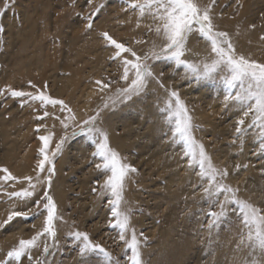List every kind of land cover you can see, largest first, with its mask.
Masks as SVG:
<instances>
[{
  "label": "rangeland",
  "instance_id": "374dc122",
  "mask_svg": "<svg viewBox=\"0 0 264 264\" xmlns=\"http://www.w3.org/2000/svg\"><path fill=\"white\" fill-rule=\"evenodd\" d=\"M135 2L8 0L5 7L0 0V168L18 178L0 181V264H103L98 254L81 255L76 232L87 233L90 242L106 249L114 262L128 264L130 252L119 230L111 227L109 194L101 187L106 173L96 167L100 160L93 156V140L79 134L90 117L107 134L111 149L116 150L110 135L120 141L116 152L137 169L126 181L122 208L130 217L126 236L135 230L143 264H243L248 249L240 240L247 229L239 208L226 205L225 216L210 227L209 212L220 211L225 195H205L208 181L201 180L198 166H189L183 145L172 139L166 123L169 113L160 109L169 93L177 92L191 117L195 141L204 146L215 169L227 170L222 183L238 190L239 200L264 212V147L257 129L248 127L253 116L244 117L233 100L225 99L237 89L225 88L223 71L213 79L197 80L183 65L152 59L163 41L155 34L152 15L146 11L141 16L130 6ZM197 2L201 8L210 6L214 30L228 34L238 56L264 64V0ZM102 33L139 56L150 57L146 63L153 76L128 100L117 93L130 83L121 79L122 59H112L116 50ZM198 52L206 54L195 60L192 56ZM213 58L210 43L196 32L189 34L181 59L202 66ZM9 89L34 95L39 89L67 107L61 111L60 105L13 97ZM240 119L245 121L240 126L244 131L238 135ZM50 134L46 154L52 164L40 173L41 183L32 197L10 199L5 193L29 187L24 177H33L35 183L43 158L39 137ZM62 138L61 150L53 155ZM49 167H54L50 186ZM45 189L56 205L54 236L40 237L19 259L9 258L7 253L19 240L42 231ZM13 211L27 217L17 216L5 224Z\"/></svg>",
  "mask_w": 264,
  "mask_h": 264
},
{
  "label": "snow or ice",
  "instance_id": "6c2138e0",
  "mask_svg": "<svg viewBox=\"0 0 264 264\" xmlns=\"http://www.w3.org/2000/svg\"><path fill=\"white\" fill-rule=\"evenodd\" d=\"M4 6H8V0H4ZM130 6L133 9H138L141 16L147 11L156 22L154 31L163 41V44L158 52L155 50L152 52V59L160 60L163 58L174 61L177 66L183 65L197 80L213 79L216 73L223 71L224 74L221 76V80L225 88L228 90L237 89L234 95L230 93L225 99L233 100L243 111L244 117L250 114L253 116L252 123L248 127L249 129H257L262 141V147H264V64L249 60L244 56H238L235 53L234 45L231 43L228 34L214 30L209 15L210 6L201 8L197 0H137V2L131 3ZM88 27H91V24ZM151 30L153 29L150 28ZM193 32L198 33L200 37L204 38L211 45V53L214 58L210 62L205 61L202 66H195L181 59L186 40L189 34ZM102 36L116 50L112 59H122L123 75L121 79L125 82L130 80L127 87L117 89V93L123 100H128L133 95H138L143 91L147 78L153 76L149 65L146 63L150 58L149 55L145 54L141 57L135 51L126 47L125 44L117 42L107 33H102ZM122 54H129L131 58H126ZM97 83L101 82L97 81ZM9 91L13 97H28L33 101H40L42 105H60L61 111L67 107L62 100L52 99L39 89L35 95L18 90L9 89ZM68 111L70 112L71 109H68ZM160 111H167L169 113L166 117V123L169 124L172 139L178 144L183 145L184 158L188 159L189 166H198V175L201 180L208 181V187L204 188L205 195L209 197L214 194L217 196L221 194L225 195L224 201L220 202V211L209 212V216L212 217L213 221L210 227L225 216L226 205L235 204L239 208L243 227L247 229L246 233L242 234L240 240V244L248 249L243 264H264V212L248 202L239 200L236 196L238 190L222 183V178L227 176V170L220 171L215 169L204 146L195 141L192 136L191 117L177 92L172 91L169 93V98L165 102V108L160 109ZM47 115L48 113L45 112L44 116ZM37 118L40 119L41 117ZM71 118L74 119V117ZM94 121L95 117H90L88 120L83 121L79 134L93 140L95 144L93 156L98 157L100 160V163H97L96 167L98 170L106 173V179L101 187L106 194H109L108 203L112 218L110 221L111 227L119 230V238L125 243L127 252H130V255L127 257L128 264H143L140 242L135 230L131 231L130 238L126 236V233L129 231L130 217L128 212L122 208L126 181L129 174L136 172L137 169L125 163L119 154L110 148L107 134L101 129L96 128ZM61 123L64 124L65 128L67 127V124L63 121ZM244 123V119L237 121L236 132L238 135L244 131L240 127ZM73 135H77V133L74 132ZM97 136L99 140L95 139ZM39 139L44 145L39 149L40 155L43 158L39 160L37 165L35 183H33V177H24L29 187L20 191L5 193L10 199L32 197L36 191V184L41 183L40 173L45 170L46 164H52V160L46 154L51 134L41 136ZM63 142L64 138L56 144V150L53 155L61 150ZM0 172L4 173V175L0 176V181L6 182L18 179L12 176L6 168H0ZM47 172L49 175L46 177V181L50 186L54 167H49ZM218 177L221 179H217ZM42 200L46 201L44 203V210L47 212L43 221L42 231L37 232L30 239L19 240L18 246L7 253L9 258L19 259L37 245L40 237L45 235L54 236V221L58 217L56 205L47 189L44 190ZM39 204L40 201H37V207ZM17 216L26 218L27 213L13 211L4 223H9ZM74 238L81 242L80 253L82 256L86 254H98L103 258V264H118V261L114 262L111 254L101 245L92 244L87 233L76 232ZM44 251H48L47 246H45Z\"/></svg>",
  "mask_w": 264,
  "mask_h": 264
},
{
  "label": "bare ground",
  "instance_id": "6f19581e",
  "mask_svg": "<svg viewBox=\"0 0 264 264\" xmlns=\"http://www.w3.org/2000/svg\"><path fill=\"white\" fill-rule=\"evenodd\" d=\"M12 22V21H11ZM14 22V21H13ZM11 23V25L12 24H14V23ZM12 27L13 28H15L13 25H12ZM205 54H206V52H198L196 55H194V56H192V57H194L195 58V60H199V59H201V58H203V56H205ZM163 104V103H162ZM165 107V106H164ZM163 107V108H164ZM110 131V130H109ZM109 140H110V142H111V145H113V147L117 150V146L119 145V144H121L120 143V141L118 140V139H116L115 138V136L114 135H110L109 136ZM110 144V143H109ZM115 150V151H116ZM89 172H90V169H89ZM81 189H82V187H81ZM58 196V195H57ZM59 200V199H58Z\"/></svg>",
  "mask_w": 264,
  "mask_h": 264
}]
</instances>
